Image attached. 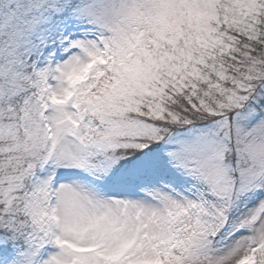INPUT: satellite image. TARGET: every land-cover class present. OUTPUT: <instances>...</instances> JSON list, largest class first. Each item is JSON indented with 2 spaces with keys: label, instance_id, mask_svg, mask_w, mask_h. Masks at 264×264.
<instances>
[{
  "label": "snow or ice",
  "instance_id": "1",
  "mask_svg": "<svg viewBox=\"0 0 264 264\" xmlns=\"http://www.w3.org/2000/svg\"><path fill=\"white\" fill-rule=\"evenodd\" d=\"M0 264H264V0H0Z\"/></svg>",
  "mask_w": 264,
  "mask_h": 264
}]
</instances>
